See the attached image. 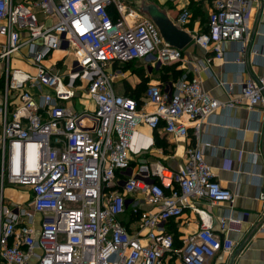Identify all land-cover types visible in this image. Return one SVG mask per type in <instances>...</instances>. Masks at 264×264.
Segmentation results:
<instances>
[{"label":"built area","instance_id":"obj_1","mask_svg":"<svg viewBox=\"0 0 264 264\" xmlns=\"http://www.w3.org/2000/svg\"><path fill=\"white\" fill-rule=\"evenodd\" d=\"M206 1L207 31L194 35L210 55L206 67L225 60L226 44H236L234 63L244 68L249 56L264 58L249 50L257 0ZM190 18L183 9L175 23L183 27ZM57 51L66 54L61 65H47ZM68 55L72 66L62 71ZM138 60L162 68L184 57L121 0H0V264H163L168 257L210 264L234 252L227 234L239 231L241 218H219L220 237L207 208L231 210L236 195L215 180L200 130L218 110L241 105L264 120V76L240 80L239 94L227 102L186 75L148 83L136 100L114 85L124 65ZM156 135L183 148L176 168L147 161L157 152ZM6 187L27 188L30 197L21 205L5 202ZM185 210L196 215L197 230L176 248L170 224Z\"/></svg>","mask_w":264,"mask_h":264},{"label":"crops","instance_id":"obj_2","mask_svg":"<svg viewBox=\"0 0 264 264\" xmlns=\"http://www.w3.org/2000/svg\"><path fill=\"white\" fill-rule=\"evenodd\" d=\"M121 1L135 10L140 2V0ZM144 1L154 3L165 11L174 24H176L175 21L181 9L187 8L191 12V18L188 24L182 28L192 35L203 33L207 28V16L206 23L203 19L204 14L209 12L210 6L206 0ZM251 4L249 50L257 48L260 53H264V0L253 1ZM109 13L113 18L117 17L112 7H109ZM137 13L140 17L147 18L141 12L137 11ZM236 49V44H226L224 46L225 60L215 59L209 67H206L205 63L210 55L198 48L194 42L181 51L184 60L174 65L158 68L142 60L135 61L124 65L131 66V68L123 71L124 76L117 83V92L121 95L131 96L138 92L141 82L144 80L147 81V84L171 81L175 78L168 67L176 66L175 70L178 72L176 79L183 75L188 78L197 77L203 90L212 98L222 102L233 100L239 94L240 80L248 78L249 75L252 77L264 76V58L249 56L246 60L248 67L244 68L234 63L237 56ZM57 53L61 52L57 51ZM57 63L59 66L61 65V61ZM47 65L52 64L47 62ZM13 66L29 70L26 61L14 60ZM1 71L2 66H0V74ZM130 78H134L131 85L128 83ZM222 82L226 84L225 87L219 86V83ZM227 86H231V91ZM142 92V90L139 91V97ZM189 132L192 137V129ZM200 143L203 146L205 161L210 166L215 180L223 188L236 195L231 210L229 204L207 208L212 215L214 232L220 237L224 236L219 232V218L227 217L230 214L234 218H241V224L238 226L239 231L227 234L236 244L234 252L231 255L217 254L210 264H264V203L257 200L258 188L264 191V158L260 155L264 147L263 115L260 111H249L244 105L231 110H218L207 122L202 123ZM172 152L174 153L172 162L175 165L164 164L170 168H176L184 158L183 148ZM162 154V149L157 147V152L148 156L147 161L160 160L157 157ZM5 189L2 191L3 197ZM17 189L24 193L26 199L30 197L27 188L19 187ZM37 222L38 217L36 218ZM260 222H263V227L255 230ZM171 226L172 231L178 233L179 240L197 230V217L190 210H185L181 219L175 224H170ZM163 264L182 263L176 257H168Z\"/></svg>","mask_w":264,"mask_h":264},{"label":"water","instance_id":"obj_3","mask_svg":"<svg viewBox=\"0 0 264 264\" xmlns=\"http://www.w3.org/2000/svg\"><path fill=\"white\" fill-rule=\"evenodd\" d=\"M136 11L144 14L156 26L163 44L168 48L181 52L194 42V35L185 31L181 26L174 24L165 11L154 3L140 0L136 6Z\"/></svg>","mask_w":264,"mask_h":264},{"label":"rangeland","instance_id":"obj_4","mask_svg":"<svg viewBox=\"0 0 264 264\" xmlns=\"http://www.w3.org/2000/svg\"><path fill=\"white\" fill-rule=\"evenodd\" d=\"M183 9H187V8H183ZM183 9H181V10H183ZM208 13L209 12H206L204 14L203 21L205 23H206L205 19H206V16H208ZM65 55L66 54L64 52L53 53L52 56L49 58L50 64H52V65L56 64L57 62L61 61ZM72 63H73L72 56L68 55L67 58L65 59L64 63H63V66H61L62 71L66 70V69L69 70L72 66ZM130 68H131V66H124L123 71H127ZM175 68H176V66H175ZM133 82H134V78H130L128 81L129 85H131V83H133ZM114 87L117 91L118 85L115 84ZM81 103L84 104L86 109H91V104L89 102L86 103L84 100H81ZM73 104H74L76 111L81 112L83 110V107L78 104L77 98H75L73 100ZM159 147L162 149L163 154L159 155L157 157V159H160V161H162L163 163H166L167 165H169V163H172L171 166H174L175 164H173V162H172V159H174L173 158L174 153L172 151H175L176 146L172 145L171 143H169L168 141L165 140L159 144ZM4 200H5V202H8V203H12L15 205H21V204L25 203L27 199H26V196L24 195V193L21 192L20 190H18L17 187H10V188L6 187V189L4 191Z\"/></svg>","mask_w":264,"mask_h":264},{"label":"trees","instance_id":"obj_5","mask_svg":"<svg viewBox=\"0 0 264 264\" xmlns=\"http://www.w3.org/2000/svg\"><path fill=\"white\" fill-rule=\"evenodd\" d=\"M207 31V28L205 29V31L204 32H206ZM123 69V68H122ZM168 69L171 71V74H172V76L175 78V79H173V80H176V76H177V74H178V72L175 70V66H169L168 67ZM146 85H147V81L146 80H144V81H142L141 82V89L139 88V90H138V92L135 94V95H131L130 97H132V98H134V99H136V100H138V98H139V91L140 90H144V88L146 87ZM1 87H2V79H0V89H1ZM136 92V91H135ZM134 92V93H135ZM163 141H165L164 139H159L158 138V136L156 135V143H157V147H159V144L161 143V142H163ZM174 235H175V241H174V245H175V247L176 248H179L180 247V245H181V243H180V241L178 240V238H179V235H178V233L177 232H175L174 231Z\"/></svg>","mask_w":264,"mask_h":264}]
</instances>
